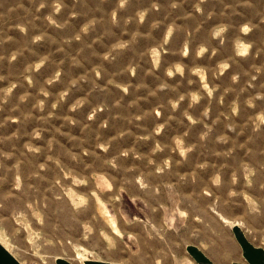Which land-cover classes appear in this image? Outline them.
I'll return each mask as SVG.
<instances>
[{"label":"rangeland","instance_id":"obj_1","mask_svg":"<svg viewBox=\"0 0 264 264\" xmlns=\"http://www.w3.org/2000/svg\"><path fill=\"white\" fill-rule=\"evenodd\" d=\"M264 247V0H0V240L23 264H199Z\"/></svg>","mask_w":264,"mask_h":264},{"label":"crops","instance_id":"obj_2","mask_svg":"<svg viewBox=\"0 0 264 264\" xmlns=\"http://www.w3.org/2000/svg\"><path fill=\"white\" fill-rule=\"evenodd\" d=\"M206 236L205 241L190 243L188 250L199 264H264V247L252 241L235 225L218 234ZM0 264H23L0 240ZM54 264H110L100 259L82 263L60 257Z\"/></svg>","mask_w":264,"mask_h":264}]
</instances>
